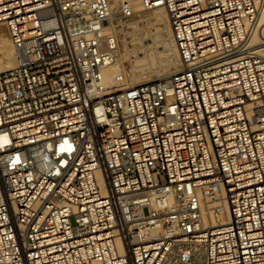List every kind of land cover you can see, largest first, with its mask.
Listing matches in <instances>:
<instances>
[{
	"label": "built area",
	"instance_id": "2783aa9c",
	"mask_svg": "<svg viewBox=\"0 0 264 264\" xmlns=\"http://www.w3.org/2000/svg\"><path fill=\"white\" fill-rule=\"evenodd\" d=\"M159 10L174 70L124 85ZM263 10L0 0V264H264Z\"/></svg>",
	"mask_w": 264,
	"mask_h": 264
},
{
	"label": "bare ground",
	"instance_id": "6f19581e",
	"mask_svg": "<svg viewBox=\"0 0 264 264\" xmlns=\"http://www.w3.org/2000/svg\"><path fill=\"white\" fill-rule=\"evenodd\" d=\"M148 17L153 24L157 25L155 28L160 26L157 30L160 31V33L154 34V31L149 33L152 38V43L147 45V49L145 50L143 57L141 56L135 58V61L132 64V72L126 79V83H124V85L138 84L152 77L167 76L174 70L177 53L171 37L166 13L163 10H159L149 14ZM260 20L262 22L261 34L264 36V10L261 13ZM9 42L10 40L8 38L0 36V44L3 47L5 43L9 44ZM158 45L162 46L161 51L158 49ZM11 53L12 48L10 43V57ZM117 71L118 70L115 66H109L103 70V79L105 84L112 83Z\"/></svg>",
	"mask_w": 264,
	"mask_h": 264
},
{
	"label": "rangeland",
	"instance_id": "374dc122",
	"mask_svg": "<svg viewBox=\"0 0 264 264\" xmlns=\"http://www.w3.org/2000/svg\"><path fill=\"white\" fill-rule=\"evenodd\" d=\"M154 25L157 26L156 24H154ZM159 27L158 28H155L154 34H159L160 33V31H157L159 29ZM0 36L8 38L7 37V34H6L5 27L2 24H0ZM148 43H151V42L149 41ZM9 47H10V42H9V44H6L5 43L4 44V47L0 44V71L3 70V69H5V68H7L9 65L11 66L13 64V62H14L12 45H11V48H12L11 57L9 55ZM158 49L161 51L162 50V47L159 46ZM141 56L142 55H140L139 57H141ZM164 59H167V58H164ZM164 59H162V60H164Z\"/></svg>",
	"mask_w": 264,
	"mask_h": 264
}]
</instances>
